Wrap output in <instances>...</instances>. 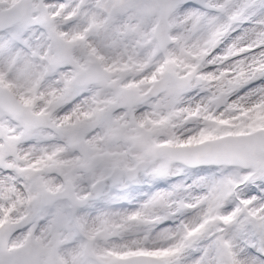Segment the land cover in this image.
Wrapping results in <instances>:
<instances>
[{
  "label": "snow or ice",
  "instance_id": "obj_1",
  "mask_svg": "<svg viewBox=\"0 0 264 264\" xmlns=\"http://www.w3.org/2000/svg\"><path fill=\"white\" fill-rule=\"evenodd\" d=\"M0 264H264V0H0Z\"/></svg>",
  "mask_w": 264,
  "mask_h": 264
}]
</instances>
